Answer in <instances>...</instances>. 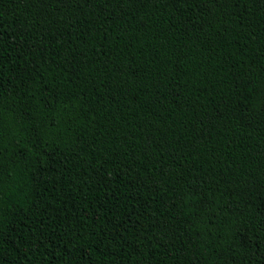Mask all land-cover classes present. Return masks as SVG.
<instances>
[{
    "label": "trees",
    "instance_id": "16d2710c",
    "mask_svg": "<svg viewBox=\"0 0 264 264\" xmlns=\"http://www.w3.org/2000/svg\"><path fill=\"white\" fill-rule=\"evenodd\" d=\"M0 264H264V0H0Z\"/></svg>",
    "mask_w": 264,
    "mask_h": 264
}]
</instances>
